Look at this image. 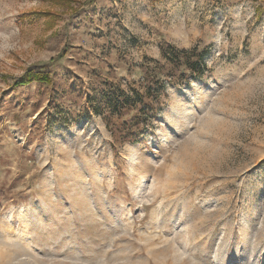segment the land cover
Returning <instances> with one entry per match:
<instances>
[{
    "label": "rangeland",
    "instance_id": "obj_1",
    "mask_svg": "<svg viewBox=\"0 0 264 264\" xmlns=\"http://www.w3.org/2000/svg\"><path fill=\"white\" fill-rule=\"evenodd\" d=\"M0 264H264V0H0Z\"/></svg>",
    "mask_w": 264,
    "mask_h": 264
},
{
    "label": "trees",
    "instance_id": "obj_2",
    "mask_svg": "<svg viewBox=\"0 0 264 264\" xmlns=\"http://www.w3.org/2000/svg\"><path fill=\"white\" fill-rule=\"evenodd\" d=\"M52 1L54 3H60V5H63L64 7H68V8L70 7V2H71V0H52ZM44 13L52 17L56 15V13L51 11H45ZM62 55L64 54H59L58 57H61ZM171 71L172 70L169 69L166 72L167 74L165 75L169 76L171 74ZM147 72L151 73V70H148ZM146 79H148V77L145 74L144 80L146 81ZM33 81H38L41 84H52L53 82L52 73L46 69H41V70L29 69L24 74H22L21 76L15 79L14 86L27 85L32 83ZM133 102H134L133 97L131 95H127L120 90V94L118 96L116 94H113V97L110 98V107L115 112L122 113L124 108H128V109L135 108Z\"/></svg>",
    "mask_w": 264,
    "mask_h": 264
}]
</instances>
